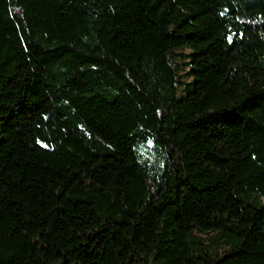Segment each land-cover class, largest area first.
<instances>
[{
  "label": "trees",
  "instance_id": "1",
  "mask_svg": "<svg viewBox=\"0 0 264 264\" xmlns=\"http://www.w3.org/2000/svg\"><path fill=\"white\" fill-rule=\"evenodd\" d=\"M0 264H264V0H0Z\"/></svg>",
  "mask_w": 264,
  "mask_h": 264
}]
</instances>
